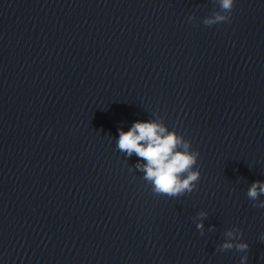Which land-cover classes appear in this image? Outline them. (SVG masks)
<instances>
[{
    "label": "water",
    "instance_id": "obj_1",
    "mask_svg": "<svg viewBox=\"0 0 264 264\" xmlns=\"http://www.w3.org/2000/svg\"><path fill=\"white\" fill-rule=\"evenodd\" d=\"M137 121L200 153L193 192L118 149ZM256 181L264 0H0V264H264Z\"/></svg>",
    "mask_w": 264,
    "mask_h": 264
},
{
    "label": "clouds",
    "instance_id": "obj_2",
    "mask_svg": "<svg viewBox=\"0 0 264 264\" xmlns=\"http://www.w3.org/2000/svg\"><path fill=\"white\" fill-rule=\"evenodd\" d=\"M220 7L231 13L233 10V0H219ZM230 16L217 13L213 18L206 19L204 24L212 26L220 22H228ZM166 129L162 124L148 122H134L128 131L119 130L117 147L120 151L131 156L135 153L138 157L147 161L142 167L145 172V179L153 184V191L158 194H166L169 197L193 192L197 188L201 173L197 165L200 153L191 148L189 140L175 132L165 134ZM138 167H140L138 165ZM264 194V182L256 181L248 189L247 197L255 201L258 196ZM254 207L264 208V202ZM201 216L204 213H200ZM197 228L202 230L203 224H197ZM229 237L233 233H227ZM242 236V233H241ZM222 250H235L247 252L249 245L246 242L233 244L226 241ZM247 255L240 257L239 264H246Z\"/></svg>",
    "mask_w": 264,
    "mask_h": 264
}]
</instances>
